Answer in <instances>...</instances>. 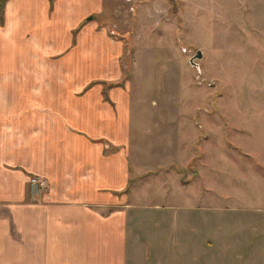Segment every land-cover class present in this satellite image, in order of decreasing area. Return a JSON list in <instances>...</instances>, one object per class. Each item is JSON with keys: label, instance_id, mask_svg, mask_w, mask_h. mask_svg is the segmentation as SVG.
Masks as SVG:
<instances>
[{"label": "rangeland", "instance_id": "obj_1", "mask_svg": "<svg viewBox=\"0 0 264 264\" xmlns=\"http://www.w3.org/2000/svg\"><path fill=\"white\" fill-rule=\"evenodd\" d=\"M95 18L123 48L107 87L130 88L129 264H264L241 246L264 218V0H103Z\"/></svg>", "mask_w": 264, "mask_h": 264}, {"label": "crops", "instance_id": "obj_2", "mask_svg": "<svg viewBox=\"0 0 264 264\" xmlns=\"http://www.w3.org/2000/svg\"><path fill=\"white\" fill-rule=\"evenodd\" d=\"M102 12L103 0L6 3L0 264H129L130 88L107 87L122 76L123 48L97 23ZM31 176L46 181L35 196ZM252 216L246 227L257 230L244 228L241 246L264 254V218Z\"/></svg>", "mask_w": 264, "mask_h": 264}, {"label": "built area", "instance_id": "obj_3", "mask_svg": "<svg viewBox=\"0 0 264 264\" xmlns=\"http://www.w3.org/2000/svg\"><path fill=\"white\" fill-rule=\"evenodd\" d=\"M46 181L45 179L39 176H31L29 178V186L30 192L33 196L38 195L41 190L45 187Z\"/></svg>", "mask_w": 264, "mask_h": 264}, {"label": "trees", "instance_id": "obj_4", "mask_svg": "<svg viewBox=\"0 0 264 264\" xmlns=\"http://www.w3.org/2000/svg\"><path fill=\"white\" fill-rule=\"evenodd\" d=\"M8 0H0V22L4 21L5 6ZM53 1V0H51Z\"/></svg>", "mask_w": 264, "mask_h": 264}, {"label": "water", "instance_id": "obj_5", "mask_svg": "<svg viewBox=\"0 0 264 264\" xmlns=\"http://www.w3.org/2000/svg\"><path fill=\"white\" fill-rule=\"evenodd\" d=\"M202 56H203L202 51H198V55H196L195 57H193V58L191 59V62H194V58H201Z\"/></svg>", "mask_w": 264, "mask_h": 264}]
</instances>
